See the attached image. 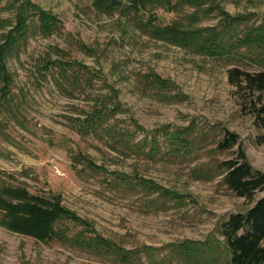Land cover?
I'll return each mask as SVG.
<instances>
[{"label":"rangeland","instance_id":"obj_1","mask_svg":"<svg viewBox=\"0 0 264 264\" xmlns=\"http://www.w3.org/2000/svg\"><path fill=\"white\" fill-rule=\"evenodd\" d=\"M96 1L0 0L11 98L4 104L0 96V264H226L220 225L252 201L217 175V162L233 156L216 150L224 128L264 172L262 131L227 71L257 67L240 46L212 50L207 42L193 52L183 43L192 30L208 35L216 27L214 40L231 46L242 26L264 19V0H201L197 8L183 2L150 13L155 26L177 21V34L151 32L148 12L109 11L111 0ZM221 8L249 14L251 22L224 31ZM25 11L33 13L26 35L6 52L4 35ZM38 12L44 22L58 19L57 27L42 32ZM229 29L236 35L229 38ZM46 59L68 62L66 78L53 65L38 70ZM96 110L101 119L87 125ZM111 125L127 137L105 133ZM54 199L62 219L39 230L26 223L30 205L54 218Z\"/></svg>","mask_w":264,"mask_h":264},{"label":"trees","instance_id":"obj_2","mask_svg":"<svg viewBox=\"0 0 264 264\" xmlns=\"http://www.w3.org/2000/svg\"><path fill=\"white\" fill-rule=\"evenodd\" d=\"M104 1L108 0H97L96 2L104 4ZM171 2L172 0H125L124 2L121 0H111L109 6L106 8L109 11L120 8L122 12H128V14L130 13L141 16L148 12L150 16H148L149 19L146 20V25L149 26L151 32L166 30L177 34L176 29H178V25H180L177 21H173L162 27L155 26L151 23V20L154 19L155 16L150 13H152V11L156 8L169 11L183 2H186V4H192L197 8V6L200 5L201 0H175L173 4H171ZM214 8H217V5H214ZM210 9H212V6ZM210 9L207 8L202 10L201 13L206 16L209 11H211ZM220 12L223 15L222 24H224V31L228 29V24L234 22L245 24L246 22H251L249 14H237L236 16H230L226 11H223L222 8ZM18 15L19 16L14 28L9 34L4 35L5 37H9L6 42L7 46H4L8 47V49L4 50L6 52L8 50L10 52V49L15 47L18 41L24 38L27 32H25L26 26L29 25L27 20L29 18H33L32 12H18ZM38 15L42 20L40 22L42 32L49 33L51 29L57 27L59 22L58 19L48 16L45 18L46 21L44 22V17L39 12ZM213 30L215 33L208 35H201L199 30H192L186 40L183 36L182 39L185 40L183 44L185 46L189 45L193 52H199L202 49H205L207 42H211L210 44L212 47H210V49L212 50L217 49L218 47L223 48V50H231V48L234 47L235 51L238 50V46L242 48L245 52L242 53L243 56H247L250 60L248 63L256 66L257 69L250 71L243 70L240 67L230 68L227 71L228 82L237 87V93L242 98L244 110H247V112L253 117L255 126L262 131V133L258 135L257 139L260 143H264V19L261 20L256 27L242 26L239 31L243 32L244 35L240 38L237 33V40H235V42H231V46H227V43L225 45L220 44L222 46H219V40H214L215 37H217L216 33H218V31H216V27H213ZM12 32H17L18 37L12 35ZM227 32V34H229V38L236 35V32H232L230 29ZM211 38L214 41H212ZM2 52L3 50L0 53V84L3 86H0V96H2V102L6 104L11 100L9 96L5 97L8 93L10 78L2 61ZM51 65L56 66L59 72H62V76L66 78V72L70 64L65 61L46 59L38 65L40 67L38 70L42 72L47 71ZM3 89L6 91L4 92ZM99 105L104 106L105 104L100 101ZM0 114H2V112H0ZM100 119L101 114L99 110H96L95 112H92L91 116L86 117L87 122H85V118L77 120L85 122L89 126L93 124L95 127ZM105 133H113V135L118 136V138L121 136L127 137L125 133L115 131V125H111L109 130H106ZM173 138L174 136L171 135L169 137V141ZM151 144L154 145L155 143L151 142ZM132 148H135L137 152H140L139 147L133 146ZM216 150L218 152L233 151L232 157L217 162V175L222 176V183L236 196L252 201V204L244 212L229 215L220 225V235L223 239L225 247L226 264H264V195L254 200L256 193L264 190V172L253 168L249 164L242 145L239 142L238 135L227 128L223 129V136L217 141ZM170 151H172L170 152L171 154H176L178 152L177 149H170ZM79 154L80 153H77V157L79 159L86 160V164L84 166L96 168L97 165L88 162L85 157ZM136 184L140 183L138 182ZM155 186L156 185H153L151 188L154 190ZM28 195L30 197H35L30 194ZM54 201L55 202L53 203L57 205L56 208L53 205L52 211H56V213H54L56 215L54 218H50L47 212L40 210L36 205H30L29 215L31 218L27 219L26 223L35 225L37 230H39L41 227H46V223H50L57 218L62 219V217L60 218L61 213H58L59 199H57V202L56 199H54ZM11 207L13 209L16 208V206ZM69 216L68 218H70ZM69 220L72 222L75 221L73 218H70ZM186 248L187 246L184 247L187 252L188 249ZM121 257L125 258V254L123 252L121 253Z\"/></svg>","mask_w":264,"mask_h":264}]
</instances>
